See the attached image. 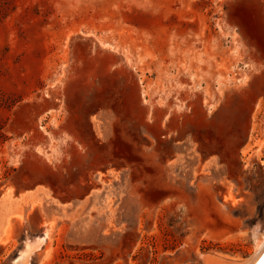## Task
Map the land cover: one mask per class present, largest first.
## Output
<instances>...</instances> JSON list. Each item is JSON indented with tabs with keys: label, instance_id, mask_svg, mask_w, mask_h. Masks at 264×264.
Masks as SVG:
<instances>
[{
	"label": "rangeland",
	"instance_id": "obj_1",
	"mask_svg": "<svg viewBox=\"0 0 264 264\" xmlns=\"http://www.w3.org/2000/svg\"><path fill=\"white\" fill-rule=\"evenodd\" d=\"M56 97L102 115L97 190ZM263 234L264 0H0V264L241 263Z\"/></svg>",
	"mask_w": 264,
	"mask_h": 264
},
{
	"label": "crops",
	"instance_id": "obj_2",
	"mask_svg": "<svg viewBox=\"0 0 264 264\" xmlns=\"http://www.w3.org/2000/svg\"><path fill=\"white\" fill-rule=\"evenodd\" d=\"M83 34L84 37L82 39L86 41L88 45H90L91 51H94L93 49L97 45H100V41L94 40L92 34L85 32H83ZM107 52H112V54L115 55L120 54L121 57H125L122 53L116 52L115 50ZM122 59L125 60L124 58ZM73 70V76H76L79 74V71L77 70H80V67L77 66ZM138 75L139 82L141 84V90L144 95V92L146 91V83H144L142 75ZM53 93L59 94L60 91L53 90ZM143 102L149 108L148 121H155L158 125H160L161 134L162 136H165V128L168 124L167 122L168 120H173L175 116L173 109L172 111L168 110L169 113L167 115V118H157V114L154 112V108L150 105L148 98H145ZM101 117L102 115L100 114V112L89 113L84 109L74 108L72 103L60 100V98L58 97L55 98L54 102L47 104L45 113L40 117L44 120L46 129L45 133L50 140V146L53 147V145L57 143L60 146L59 149L61 150V152H63L65 151V143H76L79 153L78 157L80 158L77 166L80 172L86 175V182H84L86 184L77 185L76 189L89 191L97 190L98 187L96 186V182L94 183V181L100 178L101 170L104 169L106 171L105 173H109L111 171L112 162L106 161L104 158H102V156H100L94 148V143H96V145H98L99 147V144L102 142ZM169 138L171 139L170 135ZM171 140H173V142L176 144L181 142L179 139ZM91 144L93 145L94 149L91 148ZM56 152L48 153V155L46 156L47 161H50L52 163L50 159L51 157H59L60 155H57L58 153ZM62 156L63 153L61 157ZM10 221L11 219L7 220L6 222L9 223Z\"/></svg>",
	"mask_w": 264,
	"mask_h": 264
},
{
	"label": "bare ground",
	"instance_id": "obj_3",
	"mask_svg": "<svg viewBox=\"0 0 264 264\" xmlns=\"http://www.w3.org/2000/svg\"><path fill=\"white\" fill-rule=\"evenodd\" d=\"M53 229H54V223L52 221L47 222L46 234H45V236L40 237L39 239H37L34 242L36 244V246H39L41 243L48 241L49 238H51V236H52L51 233H52ZM254 232H257V231H254ZM254 234L256 235L257 233H254ZM263 235H261V237ZM256 238H258V237H256ZM257 240H258L257 241L258 242V248L256 247L257 251H256V253L254 255H252L253 256L252 259L247 264H264V236L262 238H258ZM32 243H33V241L27 243V246H26L25 250L22 251L20 257L17 259L16 264H30V260H31V257L33 255V252H35V250H36L35 245H32ZM204 256H205V254H204ZM213 256L212 257H211V255L210 256H206L204 258L205 264H238V263H233L234 261H232V263H231V261L229 259L228 260L230 262H226L225 260L220 259L221 257L217 258V259L216 258L214 259ZM219 256H221V255H219ZM223 258H224V256H223Z\"/></svg>",
	"mask_w": 264,
	"mask_h": 264
},
{
	"label": "water",
	"instance_id": "obj_4",
	"mask_svg": "<svg viewBox=\"0 0 264 264\" xmlns=\"http://www.w3.org/2000/svg\"><path fill=\"white\" fill-rule=\"evenodd\" d=\"M251 259H252V257L249 260H247L245 262L238 263V264H247Z\"/></svg>",
	"mask_w": 264,
	"mask_h": 264
}]
</instances>
